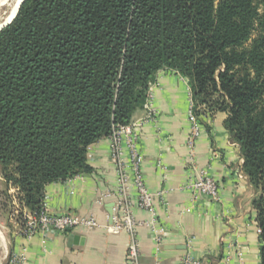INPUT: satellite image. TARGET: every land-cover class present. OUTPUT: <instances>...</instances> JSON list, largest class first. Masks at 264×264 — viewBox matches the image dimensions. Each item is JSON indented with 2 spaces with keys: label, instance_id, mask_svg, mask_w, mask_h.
I'll return each instance as SVG.
<instances>
[{
  "label": "trees",
  "instance_id": "trees-1",
  "mask_svg": "<svg viewBox=\"0 0 264 264\" xmlns=\"http://www.w3.org/2000/svg\"><path fill=\"white\" fill-rule=\"evenodd\" d=\"M259 0H24L0 31V166L38 214L45 187L91 172L87 149L129 124L161 70L195 113H227L258 193L264 264V12ZM259 34L252 38L254 30ZM7 170H10L9 174Z\"/></svg>",
  "mask_w": 264,
  "mask_h": 264
},
{
  "label": "crops",
  "instance_id": "crops-1",
  "mask_svg": "<svg viewBox=\"0 0 264 264\" xmlns=\"http://www.w3.org/2000/svg\"><path fill=\"white\" fill-rule=\"evenodd\" d=\"M150 89L156 120L143 125L139 143L146 185L153 193H163L155 199V211L165 234L157 250L149 228L141 225L136 229L140 264H182L186 257L202 264H260L262 243L252 204L257 194L243 173L239 146L224 126L227 113L203 110L198 115L201 130L191 164L187 147L188 80L161 70ZM144 115V110H138L133 120ZM108 150V140L99 139L87 149L91 172L45 187L49 213L93 214L100 224H110L108 209L113 198L106 199L102 206L96 204L104 193L117 190ZM191 167L206 170L220 182L219 200L192 199L185 190ZM128 195L134 198V190L130 189ZM132 214L139 222L149 219L148 213L137 208ZM70 235L77 236L76 243L71 242ZM130 241L126 233L77 228L46 239L41 235L15 238L10 252L16 254L25 248L27 264H128Z\"/></svg>",
  "mask_w": 264,
  "mask_h": 264
},
{
  "label": "built area",
  "instance_id": "built-area-1",
  "mask_svg": "<svg viewBox=\"0 0 264 264\" xmlns=\"http://www.w3.org/2000/svg\"><path fill=\"white\" fill-rule=\"evenodd\" d=\"M150 85L146 100L143 104L144 116L140 119L132 120L129 124L117 126L112 129L106 137L109 144V160L114 168L117 190L116 193H104L96 204L102 206L106 199L113 198L112 215L110 224H100L93 214L88 216H78L72 213H49L47 209V198H43L41 209L38 214L30 213L23 205V217L25 220L23 237L30 238L34 235H41L43 239L53 234L65 233L67 230L82 229L85 231L93 229H103L109 234L126 233L131 241L126 251V261L128 264H140V252L136 229L144 225L154 236L156 249H160L164 227L158 222L155 211V199L163 193L151 192L145 182L142 171V156L140 151V130L146 122H155L157 111L153 103V95ZM189 110L187 120L189 123V136L187 147L189 149L188 161L193 164L192 150L201 130L198 116L195 113V106L192 101L191 90L189 92ZM192 175L188 180L185 190L189 192L192 199L200 197L208 198L212 201L219 200L220 182L211 176L206 170L191 167ZM165 171V168L162 167ZM134 190V198H130L128 191ZM133 208H137L149 214L146 222L137 221L133 214ZM8 264H27L26 249L19 253L12 254ZM182 264H202L201 261L192 260L186 257Z\"/></svg>",
  "mask_w": 264,
  "mask_h": 264
},
{
  "label": "rangeland",
  "instance_id": "rangeland-1",
  "mask_svg": "<svg viewBox=\"0 0 264 264\" xmlns=\"http://www.w3.org/2000/svg\"><path fill=\"white\" fill-rule=\"evenodd\" d=\"M259 3V12L262 14L264 12V0H259ZM258 34L259 28L254 30L252 38H256ZM9 173L10 170H7L6 174ZM256 194L258 196L257 192ZM22 211V194L12 182L6 180L0 166V234L7 250L4 260L2 259L0 264H8L11 257V244L15 238L23 237L25 220Z\"/></svg>",
  "mask_w": 264,
  "mask_h": 264
},
{
  "label": "bare ground",
  "instance_id": "bare-ground-1",
  "mask_svg": "<svg viewBox=\"0 0 264 264\" xmlns=\"http://www.w3.org/2000/svg\"><path fill=\"white\" fill-rule=\"evenodd\" d=\"M21 1L22 0H0V27L4 23H7L8 21L11 20V18L16 13V10ZM6 252L7 250L5 249V243L0 234V262L5 257Z\"/></svg>",
  "mask_w": 264,
  "mask_h": 264
},
{
  "label": "water",
  "instance_id": "water-1",
  "mask_svg": "<svg viewBox=\"0 0 264 264\" xmlns=\"http://www.w3.org/2000/svg\"><path fill=\"white\" fill-rule=\"evenodd\" d=\"M23 1H24V0H22V1L20 2L19 6H18V8H17V10H16V13H15L14 16L11 18V20L8 21L7 23H4V24L0 27V31H1L4 27H6L7 25H9V24L14 20V18L16 17V15H17V13H18V10H19L21 4L23 3ZM110 207H112V206H110ZM108 212H109L110 215H112V210H111V208L108 209ZM67 231H69V230H67ZM70 238H71V242H74V243H76V241L78 240L77 236L70 235Z\"/></svg>",
  "mask_w": 264,
  "mask_h": 264
}]
</instances>
